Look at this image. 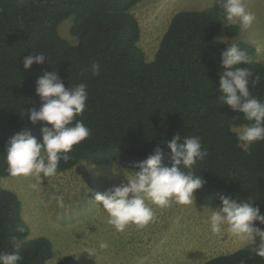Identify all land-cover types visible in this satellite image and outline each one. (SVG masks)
<instances>
[{"label": "trees", "instance_id": "trees-1", "mask_svg": "<svg viewBox=\"0 0 264 264\" xmlns=\"http://www.w3.org/2000/svg\"><path fill=\"white\" fill-rule=\"evenodd\" d=\"M140 1L0 0V178L9 175L5 150L11 137L26 129L42 140L45 122L33 124L29 110H38L42 103L37 79L55 72L66 88L87 85L86 109L76 119L91 129L90 137L73 147L71 158L60 162L59 171L81 161L117 162L139 171V163L158 146L165 152L162 165L171 167L167 142L177 134L181 142L198 136L208 155L192 167L205 181L194 193L197 202L221 206L220 196H230L258 206L264 214V141L241 145L233 127L250 122L223 104L218 89L221 53L237 44L250 59L241 67L257 80L254 85L250 81L249 90L264 101V64L256 59L255 47L218 38L221 30L236 36L240 26L226 20L215 0L203 9L176 12L148 61L138 46L141 29L131 11ZM70 17L75 44L58 30ZM40 52L48 61L25 69L24 58ZM92 63L100 65L98 75ZM18 226L24 230L17 231ZM13 237L20 264H45L53 256L46 237H30L17 194L0 185V252L15 251ZM254 246L251 242L203 264H264V258L251 251ZM57 264L77 262L64 256Z\"/></svg>", "mask_w": 264, "mask_h": 264}, {"label": "clouds", "instance_id": "clouds-1", "mask_svg": "<svg viewBox=\"0 0 264 264\" xmlns=\"http://www.w3.org/2000/svg\"><path fill=\"white\" fill-rule=\"evenodd\" d=\"M216 2L226 20L239 23L243 29L250 28L256 19L245 0ZM45 60L48 61L42 52L29 55L24 58V68L28 69L34 63L42 64ZM221 61L218 88L222 93L220 99L233 111L242 112L244 119L250 122L238 134V140L245 145L264 141V101L251 94L249 83L251 81L254 85L257 80L252 79L253 74L247 67H241L250 63L248 53L237 44H231L221 53ZM91 68L94 75L99 74L98 63H92ZM36 85V93L42 103L38 110H29L28 118L33 124L45 122L41 128L42 140L38 142L26 129L15 134L6 144L5 160L11 176H32L42 181L43 178L57 175L60 162H67L71 158L69 153L73 147L89 138L91 129L83 120L76 119L86 109L88 93L85 83L66 88L57 73L45 72L37 79ZM165 147L170 150L171 167L162 165L165 152L158 146L153 154L139 163V171L130 173L126 184L96 193L95 200L108 214V223L117 231L123 232L130 224L143 227L155 219L153 208L146 201L160 208L168 207L173 200L180 205H193L195 191L205 183L192 171L193 165L208 155L202 149L201 138L185 137L181 142L177 134ZM31 187L35 189L37 185ZM56 202L59 207H63V196H57ZM220 202L221 206L211 211L212 233L221 234L226 226L227 232L242 243H254L251 251L264 258V229L255 224L259 222L264 225V214H261L260 208L224 195L220 196ZM23 230L17 227V231ZM12 245L15 251L0 252V264H20L22 256L15 237L12 238ZM99 247L107 249L109 245L101 242Z\"/></svg>", "mask_w": 264, "mask_h": 264}, {"label": "rangeland", "instance_id": "rangeland-1", "mask_svg": "<svg viewBox=\"0 0 264 264\" xmlns=\"http://www.w3.org/2000/svg\"><path fill=\"white\" fill-rule=\"evenodd\" d=\"M215 0H141L132 8L141 35L138 46L146 60L154 58L171 18L180 10L206 8ZM256 19L252 26L240 29L234 37L224 30L221 40L247 42L256 49V59L264 64V0H245ZM232 23V22H229ZM72 17L63 20L59 33L71 43L76 37L70 29ZM246 125L234 126L239 134ZM243 147H247L241 142ZM134 170L117 162L94 163L81 161L66 171L37 181L35 177L10 174L0 178V185L15 192L21 202L22 216L30 228V237H46L53 246V256L45 264H57L64 256H72L77 264H203L206 260L231 253L249 243L230 235L226 226L221 234H213L211 211L219 205L205 206L197 202L180 205L174 200L168 207L153 208L155 219L139 227L130 224L123 232L108 223V214L95 200L96 193L120 184ZM43 177V174H41ZM36 184L33 189L31 185ZM57 196H63L59 207ZM101 242L109 247L101 249Z\"/></svg>", "mask_w": 264, "mask_h": 264}]
</instances>
